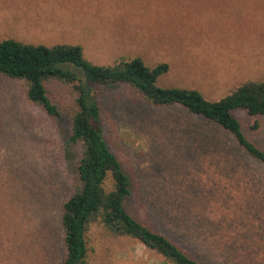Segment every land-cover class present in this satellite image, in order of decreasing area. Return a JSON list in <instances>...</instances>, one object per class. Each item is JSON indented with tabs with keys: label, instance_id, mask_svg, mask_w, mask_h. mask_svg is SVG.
Instances as JSON below:
<instances>
[{
	"label": "rangeland",
	"instance_id": "374dc122",
	"mask_svg": "<svg viewBox=\"0 0 264 264\" xmlns=\"http://www.w3.org/2000/svg\"><path fill=\"white\" fill-rule=\"evenodd\" d=\"M46 3L69 18L38 22ZM4 39L79 45L95 65L121 56L166 63L159 86L195 89L208 101L264 79V0H0ZM46 88L57 118L27 99L23 81L0 75V264L64 259L62 205L79 185L82 148L67 145L74 96L55 81ZM95 93L103 136L131 179L127 211L203 264L190 244L213 248L225 264H264V166L183 108L149 105L121 84ZM235 116L264 150V117ZM202 127L217 134L218 153L197 139ZM85 239L87 264H169L96 223Z\"/></svg>",
	"mask_w": 264,
	"mask_h": 264
},
{
	"label": "trees",
	"instance_id": "16d2710c",
	"mask_svg": "<svg viewBox=\"0 0 264 264\" xmlns=\"http://www.w3.org/2000/svg\"><path fill=\"white\" fill-rule=\"evenodd\" d=\"M168 71L166 63L148 66L138 57L121 56L112 64L95 65L84 57L79 45L0 41V75L23 81L27 99L46 115L60 116L48 95V82L64 85L74 96L67 145H80L82 154L76 167L79 185L62 205L65 254L61 264H87L85 235L91 223L99 224L114 237L136 240L169 264H203L127 211L126 201L132 196L131 179L103 136L95 87L126 85L149 105L183 108L214 125L218 136L230 137L250 159L264 166V150L247 138L235 116L244 111L251 117H264V79L246 80L221 99L208 101L195 89L159 86V78ZM258 127L255 121L252 129ZM198 133L197 139L205 143V151L218 153V145L213 143L217 134L206 127ZM189 249L207 264H225L217 259L213 248L190 244Z\"/></svg>",
	"mask_w": 264,
	"mask_h": 264
},
{
	"label": "crops",
	"instance_id": "0c3cea01",
	"mask_svg": "<svg viewBox=\"0 0 264 264\" xmlns=\"http://www.w3.org/2000/svg\"><path fill=\"white\" fill-rule=\"evenodd\" d=\"M50 11H52V13H50ZM35 17L39 18V20H37L38 22H44L43 20V16L46 17L47 19H49L50 21H54L57 19H60L62 17H66L65 15H56L54 13V9L52 8V6H50L49 4H43V8L41 10H39V13H35ZM69 18V17H66Z\"/></svg>",
	"mask_w": 264,
	"mask_h": 264
}]
</instances>
